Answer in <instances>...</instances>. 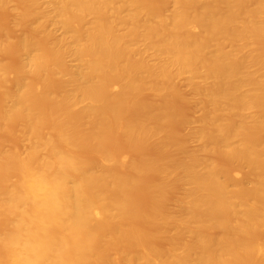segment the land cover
<instances>
[{
    "label": "bare ground",
    "instance_id": "1",
    "mask_svg": "<svg viewBox=\"0 0 264 264\" xmlns=\"http://www.w3.org/2000/svg\"><path fill=\"white\" fill-rule=\"evenodd\" d=\"M0 264H264V0H0Z\"/></svg>",
    "mask_w": 264,
    "mask_h": 264
},
{
    "label": "rangeland",
    "instance_id": "2",
    "mask_svg": "<svg viewBox=\"0 0 264 264\" xmlns=\"http://www.w3.org/2000/svg\"><path fill=\"white\" fill-rule=\"evenodd\" d=\"M148 97V96H147ZM184 107V106H183Z\"/></svg>",
    "mask_w": 264,
    "mask_h": 264
}]
</instances>
